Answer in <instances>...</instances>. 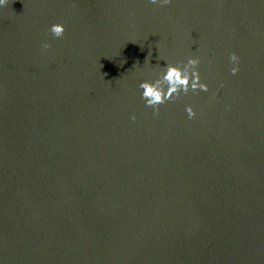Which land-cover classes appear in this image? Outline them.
<instances>
[{"label":"water","instance_id":"95a60500","mask_svg":"<svg viewBox=\"0 0 264 264\" xmlns=\"http://www.w3.org/2000/svg\"><path fill=\"white\" fill-rule=\"evenodd\" d=\"M0 264H264V0L0 5Z\"/></svg>","mask_w":264,"mask_h":264},{"label":"clouds","instance_id":"9594fccd","mask_svg":"<svg viewBox=\"0 0 264 264\" xmlns=\"http://www.w3.org/2000/svg\"><path fill=\"white\" fill-rule=\"evenodd\" d=\"M6 0H0V5H3ZM152 4H167L170 0H150ZM65 25L63 23H54L49 28L51 34L56 38L63 37L65 33ZM50 45L45 43L44 49L49 48ZM239 56L233 52L229 56L230 62L233 64L231 74L236 75L239 72ZM199 58L191 57L186 64L174 65L167 63L163 71L159 73L158 78L154 80H143L139 87L142 90V98L146 106L152 107L158 111V106L166 101L172 100L174 94L178 96L181 92L187 94L189 89L192 91L208 92L209 87L207 83L201 82L198 65ZM188 118L192 119L196 116V112L191 106L186 107ZM135 119V117H133Z\"/></svg>","mask_w":264,"mask_h":264}]
</instances>
